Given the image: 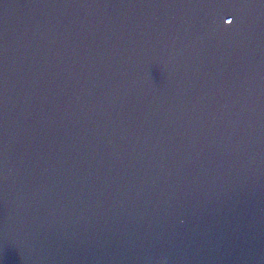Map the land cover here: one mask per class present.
Returning <instances> with one entry per match:
<instances>
[{
  "label": "water",
  "instance_id": "95a60500",
  "mask_svg": "<svg viewBox=\"0 0 264 264\" xmlns=\"http://www.w3.org/2000/svg\"><path fill=\"white\" fill-rule=\"evenodd\" d=\"M0 264H264V0H45L0 82Z\"/></svg>",
  "mask_w": 264,
  "mask_h": 264
}]
</instances>
